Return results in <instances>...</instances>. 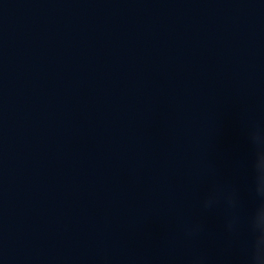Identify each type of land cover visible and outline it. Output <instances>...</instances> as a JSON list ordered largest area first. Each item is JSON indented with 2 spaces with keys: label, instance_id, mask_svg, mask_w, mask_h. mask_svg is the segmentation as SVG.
<instances>
[{
  "label": "water",
  "instance_id": "95a60500",
  "mask_svg": "<svg viewBox=\"0 0 264 264\" xmlns=\"http://www.w3.org/2000/svg\"><path fill=\"white\" fill-rule=\"evenodd\" d=\"M254 231L264 0H0V264H250Z\"/></svg>",
  "mask_w": 264,
  "mask_h": 264
},
{
  "label": "clouds",
  "instance_id": "9594fccd",
  "mask_svg": "<svg viewBox=\"0 0 264 264\" xmlns=\"http://www.w3.org/2000/svg\"><path fill=\"white\" fill-rule=\"evenodd\" d=\"M254 233V239L252 243V251L250 256V264H264V251L261 250V246L264 245V233Z\"/></svg>",
  "mask_w": 264,
  "mask_h": 264
}]
</instances>
